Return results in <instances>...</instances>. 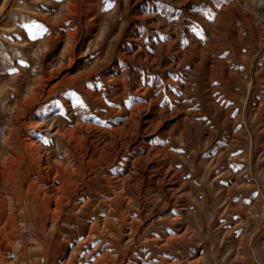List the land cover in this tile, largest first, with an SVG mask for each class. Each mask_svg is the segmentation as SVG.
Wrapping results in <instances>:
<instances>
[{
	"label": "rangeland",
	"instance_id": "obj_1",
	"mask_svg": "<svg viewBox=\"0 0 264 264\" xmlns=\"http://www.w3.org/2000/svg\"><path fill=\"white\" fill-rule=\"evenodd\" d=\"M0 264H264V0H0Z\"/></svg>",
	"mask_w": 264,
	"mask_h": 264
},
{
	"label": "snow or ice",
	"instance_id": "obj_2",
	"mask_svg": "<svg viewBox=\"0 0 264 264\" xmlns=\"http://www.w3.org/2000/svg\"><path fill=\"white\" fill-rule=\"evenodd\" d=\"M37 29H39V26H37Z\"/></svg>",
	"mask_w": 264,
	"mask_h": 264
}]
</instances>
